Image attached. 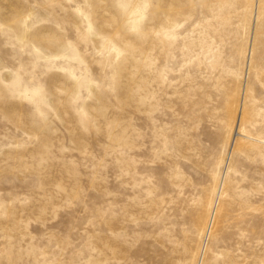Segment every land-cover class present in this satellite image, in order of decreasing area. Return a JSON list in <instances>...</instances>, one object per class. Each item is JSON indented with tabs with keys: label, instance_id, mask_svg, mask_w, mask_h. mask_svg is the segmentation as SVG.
I'll return each mask as SVG.
<instances>
[{
	"label": "rangeland",
	"instance_id": "1",
	"mask_svg": "<svg viewBox=\"0 0 264 264\" xmlns=\"http://www.w3.org/2000/svg\"><path fill=\"white\" fill-rule=\"evenodd\" d=\"M0 264H264V0H0Z\"/></svg>",
	"mask_w": 264,
	"mask_h": 264
},
{
	"label": "bare ground",
	"instance_id": "2",
	"mask_svg": "<svg viewBox=\"0 0 264 264\" xmlns=\"http://www.w3.org/2000/svg\"><path fill=\"white\" fill-rule=\"evenodd\" d=\"M252 50V46H251ZM247 54V53H246ZM252 55L251 52L248 55V62L251 61ZM246 89L243 87V90L240 92L239 100L236 102L238 107L237 111L235 110L232 113V119L229 124L230 127L234 129V127L238 128L242 126V113L243 108L246 105L245 97H246ZM239 108V110H238ZM224 183L223 179L215 180L214 187L212 193L207 197L206 203H205V210H204V216L202 219V223L200 226L201 234H210L211 231L216 227V225L219 223L218 216L221 211L220 206V186Z\"/></svg>",
	"mask_w": 264,
	"mask_h": 264
}]
</instances>
